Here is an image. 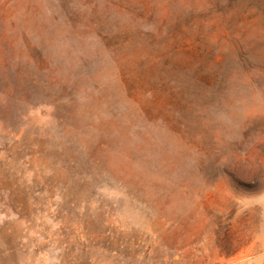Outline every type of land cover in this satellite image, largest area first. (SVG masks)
<instances>
[{"label": "rangeland", "instance_id": "rangeland-1", "mask_svg": "<svg viewBox=\"0 0 264 264\" xmlns=\"http://www.w3.org/2000/svg\"><path fill=\"white\" fill-rule=\"evenodd\" d=\"M0 264H264V0H0Z\"/></svg>", "mask_w": 264, "mask_h": 264}]
</instances>
